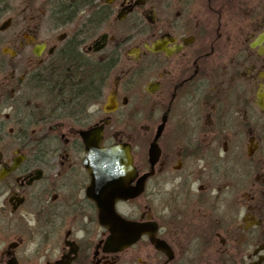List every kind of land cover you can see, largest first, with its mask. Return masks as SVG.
<instances>
[{
  "label": "flooded vegetation",
  "instance_id": "obj_1",
  "mask_svg": "<svg viewBox=\"0 0 264 264\" xmlns=\"http://www.w3.org/2000/svg\"><path fill=\"white\" fill-rule=\"evenodd\" d=\"M160 126L119 249L82 134L130 145L135 187ZM0 264H264V0H0Z\"/></svg>",
  "mask_w": 264,
  "mask_h": 264
},
{
  "label": "water",
  "instance_id": "obj_2",
  "mask_svg": "<svg viewBox=\"0 0 264 264\" xmlns=\"http://www.w3.org/2000/svg\"><path fill=\"white\" fill-rule=\"evenodd\" d=\"M3 29V28H2ZM105 105V110L112 111L114 108ZM162 131L160 126L148 148V162L150 173L140 177L135 187H130V183L136 178L137 170L133 166L131 147L128 144H115L108 148H100L101 133H95L96 141H90L92 133L82 134L86 147L87 156L85 162L87 168L97 186V204L100 210V223L107 226L111 237L109 242L119 246V249L131 245L138 237V223L128 222L115 213L114 203L116 200H127L137 197L143 190L145 179L152 175L154 165L157 161L158 149L156 141ZM127 231H136L129 237ZM148 230H146V233ZM137 235V236H136ZM155 247L163 248V245L151 238Z\"/></svg>",
  "mask_w": 264,
  "mask_h": 264
},
{
  "label": "trees",
  "instance_id": "obj_3",
  "mask_svg": "<svg viewBox=\"0 0 264 264\" xmlns=\"http://www.w3.org/2000/svg\"><path fill=\"white\" fill-rule=\"evenodd\" d=\"M104 75V69L100 66L95 71L82 68L80 71L74 72L73 77L67 79L61 87V93L57 96V103L62 105L69 102L66 101L68 98H77L79 101H72V104H68L71 107L65 105L67 111H77L88 105L86 101H98ZM61 98L63 100H59Z\"/></svg>",
  "mask_w": 264,
  "mask_h": 264
},
{
  "label": "rangeland",
  "instance_id": "obj_4",
  "mask_svg": "<svg viewBox=\"0 0 264 264\" xmlns=\"http://www.w3.org/2000/svg\"><path fill=\"white\" fill-rule=\"evenodd\" d=\"M151 137H152V133L151 134L147 133V135L145 136V141H146V143H145V153L147 152L148 142L151 139ZM134 153H135V159L139 160L140 150L137 149L136 152H134Z\"/></svg>",
  "mask_w": 264,
  "mask_h": 264
}]
</instances>
